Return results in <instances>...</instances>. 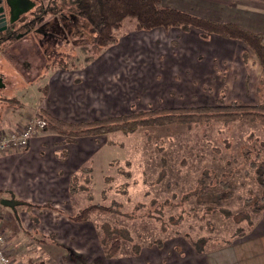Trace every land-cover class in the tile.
Segmentation results:
<instances>
[{
  "label": "crops",
  "instance_id": "obj_1",
  "mask_svg": "<svg viewBox=\"0 0 264 264\" xmlns=\"http://www.w3.org/2000/svg\"><path fill=\"white\" fill-rule=\"evenodd\" d=\"M186 1L189 6L184 4V0H162L167 7L198 17L221 23H236L254 33L264 32V0ZM128 36L121 43H116L127 54H104L69 70L51 68L38 80L37 102L33 109H27L25 117L21 115L22 107L17 110L12 105L19 104L14 93L18 94L30 82L19 77V81L10 79L6 83L0 76V132L21 130L36 111L63 123L80 124L113 115H125L124 112L132 106L142 108L139 106L145 100L158 102L159 96L144 93V86H141L140 92L135 90L137 83L134 80L137 78L143 81L147 79L149 88H152L155 79H161L158 90L162 91V98L166 97L163 94H168L170 88L181 93L192 92L189 79L193 77L192 74H185L188 64L179 61L181 58L190 63L194 58L202 57L215 70L218 65H222L220 70L228 66L229 74L234 60L237 66L234 75L242 82L248 81L249 71L259 68L254 56L242 44L218 37L203 40L195 30L133 31ZM127 38L132 45L128 51L125 50ZM134 48L137 53L141 50L144 54L133 55ZM243 55H246V61ZM193 72H196L195 69ZM208 72L203 68L195 75L207 77ZM175 73L184 76L183 84L174 80ZM129 79L133 81L129 82ZM21 84L24 85L22 88L19 86ZM131 85L133 90H130ZM139 110L149 109L136 111ZM64 140L65 137L55 131L44 130L33 137L24 150L0 154L2 198L31 205H19L11 212H2L0 230L6 236L13 264H21L15 260V248L21 245L16 238L20 234L27 235V239L30 238L37 248L47 246V240L52 241L55 247L69 249L78 258L85 259L87 264H264V211L252 214L245 226L239 228L240 234L237 231L227 236L200 235L199 239H203L202 244H199L200 249L195 246L196 240L186 237L188 235L175 234L159 241L161 244L157 242L141 247L134 256L119 255L106 260L100 234L92 220L95 214L83 223H75L70 219L87 205V199L81 193L71 194L69 185L71 178L81 168H93V163L107 145L102 140L88 136L75 138L63 145ZM63 150L66 151V157L61 159L59 156ZM46 205L52 208L44 207ZM18 207H21L20 210H17ZM30 234L36 235L31 237ZM66 252H61L57 264H60V257L69 255Z\"/></svg>",
  "mask_w": 264,
  "mask_h": 264
},
{
  "label": "rangeland",
  "instance_id": "obj_2",
  "mask_svg": "<svg viewBox=\"0 0 264 264\" xmlns=\"http://www.w3.org/2000/svg\"><path fill=\"white\" fill-rule=\"evenodd\" d=\"M0 1L5 2V0ZM35 1L45 7L49 4L55 6V9L62 13L58 16H47L44 23L32 32H25L23 25L26 19L17 21L13 24L16 30V42L4 49L6 52L0 53L2 62L6 61V65H9L11 70H20L24 74L23 77L30 82L24 88H22L23 84L19 85L22 89L18 91V94L14 93L19 104L14 103L12 106L17 110L22 107L21 115L27 112L28 108L33 109L37 102L35 97L39 91V82L33 81V78L43 64L42 57L50 61L60 54L74 57V61L78 62L88 56L96 58L104 54H127L116 45L107 48H93L90 45L93 38L90 27L86 21L80 20L74 14L75 8L71 0ZM180 1L183 2V0ZM184 4L190 5L186 0ZM133 31H135L134 21L129 18L118 32L117 43H121V40L130 36ZM126 41L128 45L125 50L128 51L132 45L128 38ZM139 53L144 54L141 50L137 53L134 48L133 55ZM180 60L188 64L186 67L188 71L185 74H192L193 78L189 79L192 92L181 93L170 88L168 94H163L166 97L162 98L160 97L162 91L158 90L162 83L161 79H155L153 82L155 85L153 86L151 82L152 88H149L147 79L143 81L137 78L134 80L137 83L135 90L140 92L141 86H144V93L158 95L159 100L158 102L145 100L139 106L142 108L132 106L128 109L129 111L124 112L125 115L138 109H153V107L179 109L211 106L215 103L214 100L221 97L225 98V104L238 102L243 106L255 105L261 101L257 95L258 81L261 77L259 68L249 71L248 81L242 82L235 76L237 66L234 60L231 62L230 74L227 72L228 66L220 70L222 65H218V69L215 70L212 64L205 63L202 57L194 58V61L190 63L185 58ZM24 65H29L31 71H22L21 68ZM127 65L131 68L130 62ZM203 68H206L207 72L210 70L207 77L195 75ZM194 69L196 72H193ZM183 77L181 74H176L174 80L183 84L185 82ZM130 81L133 80L129 79ZM130 90H133L132 85ZM23 116L25 117L26 114ZM112 117L116 116L101 120ZM189 125L191 128L187 129ZM88 137L97 138L98 141L102 140V143L107 146L100 152L92 169L85 166L76 174L77 184L82 185L85 178L81 170L91 169V183L88 188L92 202L104 206L114 203L118 205L119 212H121L119 215L96 213L92 219L99 234L101 233L98 226L103 223L129 232L131 241H122L117 256H127V254L134 256L131 248L133 244L139 248L154 245L175 234L188 235L186 237L197 242L200 235L224 234L227 236L236 234L239 228L245 226L246 220L237 225L218 212L206 215L204 205L198 204L194 198L182 201L181 197L189 192L219 194L222 192L221 183L226 182L229 184L228 190L231 191V197L220 202V207L233 214L248 212L249 218L252 213L245 201L263 195L264 189L257 183L255 171L249 165L250 162L256 161L257 155L264 156V133L261 125L253 122H210L207 124L185 122L183 125L173 123L172 126L169 125L163 129L145 124L129 135L117 131ZM65 138L67 141V137ZM77 193H81V196L87 199L86 192ZM152 199L163 203L164 206L160 204L156 209L151 207ZM139 204L142 207L137 210L136 207ZM20 208L18 207L17 210ZM2 212H11V209L2 207ZM151 213L153 216L164 219L166 230L163 231L160 223L149 217ZM20 235L16 238L21 245L15 248V260L21 264H57L56 260L62 254L61 252L67 253L66 251L69 255L60 257L58 263L87 264L85 259L78 258L69 249L55 247L52 241L47 240V246H41L40 249L35 247L30 238L27 239V235ZM30 235L33 237L36 234Z\"/></svg>",
  "mask_w": 264,
  "mask_h": 264
},
{
  "label": "trees",
  "instance_id": "obj_3",
  "mask_svg": "<svg viewBox=\"0 0 264 264\" xmlns=\"http://www.w3.org/2000/svg\"><path fill=\"white\" fill-rule=\"evenodd\" d=\"M30 7L28 11L20 17L19 21L25 20L23 25L25 32H32L39 25L44 23L47 16H58L62 12L55 9V6L37 3L35 0H26ZM74 5V14L83 21H86L93 34L90 45L93 48H107L116 45L118 41V32L127 19L134 21L136 32H147L156 29L180 30L187 32L195 30L199 33V37L207 40L211 37H218L224 40L236 41L242 44L246 50L251 53L255 62L261 70V77L258 81L257 95L261 101L258 104L251 106H243L238 102L225 104L224 97L218 98L211 106H200L196 108H179V109H149L146 111H134L128 115L116 116L104 120H95L89 123L67 124L54 119L47 118L48 126L45 130H52L60 136L67 137L63 144H67L75 138L85 136L106 135L110 132H121L125 135L135 133L141 126H155L163 129L176 125H183L185 122H193L194 124H204L210 122L232 123L237 121H249L261 125V130L264 133V32L254 33L248 31L236 23H221L206 18L198 17L185 11L167 7L163 5L162 0H71ZM44 6V7H43ZM16 42V30L14 25H8L5 31L0 32V53L5 51ZM43 64L34 76L33 81H38L51 68L61 70H69L74 66H80L91 61L90 56L81 61H74V57L62 56L60 54L53 57L50 61L46 57H42ZM77 59V58H76ZM246 61V55H243ZM0 59V75L7 80L19 81V77L24 74L18 70H11L6 61ZM5 63V64H4ZM11 63V62H10ZM24 63V62H21ZM80 64V65H79ZM6 65V66H5ZM22 67V66H20ZM22 71L30 72L29 65L23 66ZM26 79L25 77H23ZM44 91V90H43ZM44 95V93H43ZM191 126H187L190 129ZM61 159L66 157V151L63 150L59 156ZM250 167L255 171V179L260 187L264 189V156L257 155L256 161L250 162ZM85 174L82 185L77 184V175L71 178L69 191L71 194L77 192L87 193V205L78 213L71 216L70 219L75 223L87 222L91 215L100 214H120L119 207L116 203L110 206H104L99 203H93L90 196L88 186L91 183V169L84 168L81 170ZM129 177V175L127 176ZM106 181V180H105ZM221 183V182H220ZM222 192L219 194H209L208 192H189L181 197L182 201L190 198L198 204L204 205L206 215L210 213H220L224 218L232 220L235 224H240L243 221L249 220L248 212H239L236 214L220 207V202L231 197L229 184L221 183ZM0 191V201L2 198ZM151 207H159L161 203L152 199ZM166 203V202H165ZM250 213L258 214L264 211V191L260 197L249 198L245 201ZM20 205L30 207L31 205L21 202ZM139 204L136 208L142 205ZM164 206L162 203L161 206ZM44 207L52 208L50 205ZM152 220L160 223L162 230H166V225L163 218L149 215ZM178 223V222H177ZM100 230V241L104 249V257L106 260H112L117 257L123 240L131 241L129 232L117 226H111L103 223L98 226ZM237 234H240L238 231ZM203 239L195 242V246L200 249L199 244H202ZM161 244V242H158ZM133 254H138L140 248L132 245Z\"/></svg>",
  "mask_w": 264,
  "mask_h": 264
},
{
  "label": "built area",
  "instance_id": "obj_4",
  "mask_svg": "<svg viewBox=\"0 0 264 264\" xmlns=\"http://www.w3.org/2000/svg\"><path fill=\"white\" fill-rule=\"evenodd\" d=\"M48 126L47 119L39 112H35L26 125L17 132H0V154H6L11 150H24L29 142L39 132ZM2 218V205L0 203V220ZM0 264H13L11 253L5 234L0 230Z\"/></svg>",
  "mask_w": 264,
  "mask_h": 264
},
{
  "label": "water",
  "instance_id": "obj_5",
  "mask_svg": "<svg viewBox=\"0 0 264 264\" xmlns=\"http://www.w3.org/2000/svg\"><path fill=\"white\" fill-rule=\"evenodd\" d=\"M5 4L9 10L8 19L6 18L4 8L0 6V32L5 31L8 25L16 23L30 8L26 0H5ZM0 203L2 207L9 209H14L21 204L15 199H2Z\"/></svg>",
  "mask_w": 264,
  "mask_h": 264
},
{
  "label": "flooded vegetation",
  "instance_id": "obj_6",
  "mask_svg": "<svg viewBox=\"0 0 264 264\" xmlns=\"http://www.w3.org/2000/svg\"><path fill=\"white\" fill-rule=\"evenodd\" d=\"M0 6H2L4 8V11H5V14H6V17L8 18V13H9V10L7 9L6 7V4L5 2H0Z\"/></svg>",
  "mask_w": 264,
  "mask_h": 264
}]
</instances>
